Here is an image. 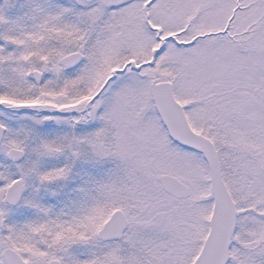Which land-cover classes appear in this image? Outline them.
I'll return each instance as SVG.
<instances>
[{"label":"snow or ice","instance_id":"snow-or-ice-1","mask_svg":"<svg viewBox=\"0 0 264 264\" xmlns=\"http://www.w3.org/2000/svg\"><path fill=\"white\" fill-rule=\"evenodd\" d=\"M0 264H264V0H0Z\"/></svg>","mask_w":264,"mask_h":264}]
</instances>
